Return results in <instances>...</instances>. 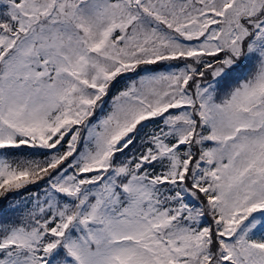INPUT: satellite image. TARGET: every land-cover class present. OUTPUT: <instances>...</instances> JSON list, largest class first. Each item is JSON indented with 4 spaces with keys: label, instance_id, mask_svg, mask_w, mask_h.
I'll list each match as a JSON object with an SVG mask.
<instances>
[{
    "label": "snow or ice",
    "instance_id": "6c2138e0",
    "mask_svg": "<svg viewBox=\"0 0 264 264\" xmlns=\"http://www.w3.org/2000/svg\"><path fill=\"white\" fill-rule=\"evenodd\" d=\"M0 264H264V0H0Z\"/></svg>",
    "mask_w": 264,
    "mask_h": 264
}]
</instances>
